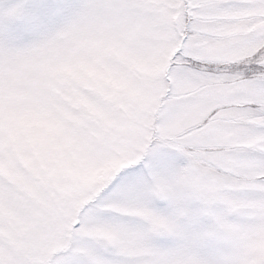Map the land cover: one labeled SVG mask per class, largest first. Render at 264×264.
Returning <instances> with one entry per match:
<instances>
[{
    "label": "snow or ice",
    "instance_id": "snow-or-ice-1",
    "mask_svg": "<svg viewBox=\"0 0 264 264\" xmlns=\"http://www.w3.org/2000/svg\"><path fill=\"white\" fill-rule=\"evenodd\" d=\"M0 264H264V0H0Z\"/></svg>",
    "mask_w": 264,
    "mask_h": 264
}]
</instances>
